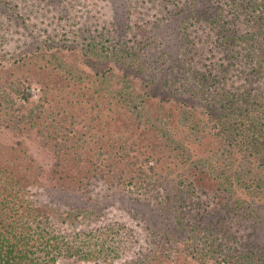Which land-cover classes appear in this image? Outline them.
Instances as JSON below:
<instances>
[{"label":"rangeland","instance_id":"374dc122","mask_svg":"<svg viewBox=\"0 0 264 264\" xmlns=\"http://www.w3.org/2000/svg\"><path fill=\"white\" fill-rule=\"evenodd\" d=\"M215 3L216 0H0V16L13 18L15 22V26L9 24L4 29V35L0 31V115L6 116L3 122L0 121L1 149L11 150L12 146H17V141H22L23 145L17 147L29 149L30 157H34L33 168L38 169L42 165L45 168L42 173L47 174L45 178L37 174L31 177V181L28 176V179L25 176L17 177L24 181L21 187L25 188V199L14 201L18 214L28 207L25 200L32 198L38 207L41 205L40 208H43L40 216L52 208L48 214L50 219L43 218L34 226L37 225V230L45 235L44 238L49 235L46 231H56L53 235H58L61 241L68 229L73 248L81 253L89 249L85 242L87 238L97 244L107 238L112 246V236L117 231L121 239L117 256H112L113 250L110 249L101 254L92 250L93 253L85 258L86 252L81 257L58 259L57 263L219 264L214 255L204 257V252L194 255L193 250L219 242L230 247L240 246L243 242L248 248L259 251L264 248V221L253 229L249 222L241 224L237 215H234L236 204L230 195L249 198L251 202L247 189L235 183L232 192L223 191L229 184L224 175L236 179L234 172L238 165L225 160V155L218 162L215 161L220 154L225 153L227 145L216 138L206 114H196L194 111L198 105L200 110H205L201 109V105L208 108L207 105L212 103L211 93L203 91L207 85V82L203 84V73H206L207 68L213 69L217 62L216 58H212L214 52L211 53L204 45V49L194 47L188 52L187 45L190 43L177 39L181 38L180 34L177 36L179 24L183 34L192 31L183 28L181 22L187 25L197 22L198 27H205L207 37L215 34L219 36L224 28L217 26L214 31H210L212 24L207 19L212 15L203 12L210 5L214 14ZM30 7L33 8L32 20L36 19L35 31L42 33L35 38L27 35L29 31L26 28L27 24L32 26L35 22L32 24L28 19L24 20ZM24 12V16L20 17ZM234 14L229 17L235 18L237 25L244 22L251 25L243 21L246 14L240 12L238 17ZM146 16L151 21L145 24ZM217 21L221 24L224 22ZM232 24L236 25L234 22ZM66 36L71 43L75 38L74 41L85 45L82 53L66 54L64 61H61L71 64L77 77L69 76L64 83L59 80L56 82L57 86L65 87L58 89V99H63V105L73 109V116L59 125L57 121L66 115L61 111L59 113V109H51L44 114V119L39 120L44 126H32L24 122L20 126L25 125L26 128H18L14 123L17 115H21L22 111L28 113L39 103L44 98L39 88L52 80L51 71L57 61L49 53L46 54V45L53 38L60 40ZM191 41L198 44V38ZM89 43L101 49L105 47L110 56L113 53H117V56H92L90 51L85 50ZM233 51L236 49L231 47L226 53ZM21 53H26V57H21ZM122 55L129 57L130 63H125L121 59ZM53 60L56 64L52 63ZM140 63L147 68L143 73L137 70ZM110 65H113L114 73L112 75L109 72L107 75L113 76L115 82L122 77L125 69L130 73L134 70L138 75L133 98L136 107L126 106L127 102L112 97L123 83L115 87V83L105 78V88L102 90L100 80L103 77L101 73L98 77L97 70ZM122 66L124 69H121ZM153 73L155 82L150 78ZM20 81V91H23V86L31 84L37 93L31 98L36 101L27 103L26 110L17 109L21 99L17 93ZM70 83L84 96L72 94L74 89L67 86ZM153 83L156 85L146 92L157 96L156 99L150 98L145 92V87ZM245 85L251 86L249 81ZM252 85H260L264 89L263 80ZM200 86L204 88L199 90ZM218 87L214 84L209 90L216 91ZM9 93L11 98L8 97ZM161 93L173 94L172 100L159 103L160 95H163ZM5 95L9 102L5 101ZM78 99L83 103H78ZM72 100L75 104L68 102ZM79 105H83L84 109ZM7 124L12 125V128H6ZM59 127H63L64 133L72 139L67 144L76 143L71 149L69 147V154L76 155V151H79L80 155L87 158L86 162H96L99 166L98 174L94 176L90 173V181L80 179L84 176L83 172L92 167L81 161L75 164L65 162L57 168V171H62V176L52 174L54 172L50 165L55 162L44 140H51L49 132L55 136ZM52 150L58 149L54 146ZM139 162L144 167L146 164L147 167L156 166L154 170L148 168L151 171V183L143 188L139 187L142 184L137 174ZM249 162L241 161L243 170L252 169V175L257 178L264 176V168H255ZM69 171L78 172L73 174L75 180L66 178L69 177ZM109 171L114 173L107 174ZM119 179L124 182L118 183ZM222 180L226 182L222 183ZM250 193L257 197L258 206H264V193L261 190ZM83 210H87L88 214H80ZM262 213L263 210L259 209V215L264 219ZM77 214L78 225L75 228L73 217L75 219ZM229 215L231 217L228 218ZM256 217L254 215L253 220ZM205 231L207 234L211 232V235H206L207 242L200 240ZM79 232H88L90 237L75 235ZM136 234H139L137 238L142 241L143 247L147 248L143 249L142 254L135 252ZM123 245H130L133 249L129 246L125 249ZM242 247L245 249V245ZM151 257L156 258L155 263L148 260Z\"/></svg>","mask_w":264,"mask_h":264},{"label":"trees","instance_id":"16d2710c","mask_svg":"<svg viewBox=\"0 0 264 264\" xmlns=\"http://www.w3.org/2000/svg\"><path fill=\"white\" fill-rule=\"evenodd\" d=\"M214 8V14L212 13V6L210 5H207L206 10L203 12L205 14L211 13L212 15L207 19V21L212 24L210 31H214L217 26H222V28H224L223 31H220L219 33L220 37L217 36V34L213 37H207V34L204 31L205 27H198L196 24L197 22H192L190 25L181 22L183 28H189L192 29V31H190V33L186 32L183 34L181 31V25L179 24L180 32L178 31L177 36L180 34L181 38H176L179 39L178 41L182 39L190 43V45H187L190 47H187L188 52H190V50H194V47L204 49V45L211 53L212 51L215 53L212 54V58H216L217 62L214 63L213 69L207 68L206 73H203V80L205 82L202 83L205 85L207 82V85L205 88L202 86L199 87V90L204 88L203 91L211 93L210 99L212 103L207 105L209 106L208 108H204V105H201V109L205 110H200V106L198 105L194 111H196V114H199L200 112L206 114L216 138L220 139L227 145L225 153L220 154L215 161L218 162L220 157L225 155V160H228V162L233 165H238L239 170L236 169L234 172V175L236 176V179L234 180L231 179V175L226 176V174L224 175V170H221V176L224 175L226 177L225 179L229 180V184H227L223 191L232 192L235 183L239 186H244L242 188L247 189L246 191L250 194L251 202L248 201L249 198H242L240 196H236L235 194L230 195V197H233L232 201L236 204L234 211L236 213H234V215H237V218L240 219L239 222L241 224L249 222L250 226L255 229V227L259 226V224L264 221V219H262L259 215V209L260 211L263 210L262 214H264V206H258L259 203L257 204V197L254 195L252 196L253 193L250 192H254L258 189L264 193V176L257 178L252 175V169L243 170V163L251 161L255 163L249 162V164H252L255 168H264V89H262L260 85H252L254 82L264 81V0H216ZM28 9L29 12L26 11L27 15L24 17V20L28 19L32 22V24L34 22L35 23L32 26L27 24L26 28L29 31V33L27 32V35H31L35 38L40 36L42 33L35 31L36 19L32 20L33 8L30 7ZM240 12L246 14V19L242 20L250 23V26L246 25L245 22L237 25V20L229 17L233 13H235L234 15L238 17ZM24 14L25 12L20 14V17H23ZM129 16H131V13H129ZM9 18L10 17L5 18L4 16H0V31L2 32V35L5 34L4 29L8 27L9 24L15 26V22L12 21L13 18H10V20ZM147 18L150 17H145V24L146 22L151 21V19ZM217 20H224V22L221 24V22ZM231 21L239 27L233 25ZM137 25L142 28L140 23ZM193 38H198V44H196V41H191ZM74 40L75 38H73L72 44L67 36L61 38L60 40L53 38L51 39L52 42L46 45V54L49 53L50 57H52V59L55 58L57 61V64L55 60L52 62H55L56 64L51 71V74H53L52 80L39 88V90L44 93V98L34 107L31 106L32 109H30L28 113H26V111H24L25 113L22 111L21 115H17V119L14 123L17 124L18 128H26L25 125L23 127L20 126V124L24 122L29 123L32 126H44L43 122L39 120L44 119V114L51 109L54 111L59 109V113L61 111L63 115H66L57 121L59 125L63 124L66 118L73 116L71 115L73 109L71 107L64 106L63 99H58L60 90L65 87H61L62 85L57 86L56 82L59 80L61 83H64L66 79L68 80L69 76H72L73 78V76H76L77 74L71 64L61 62L64 61L63 57L67 56L66 54H77V52L82 53L84 43ZM143 42L146 43V40H143ZM231 47L235 48L236 51L226 53ZM102 49L104 51L99 53ZM102 49L93 43H89L85 50L90 51L92 56L98 55L101 58L104 56V58H114L115 55L117 56V53H113V55L110 56L109 53L105 51V47H102ZM223 49H226L227 51ZM20 55L21 57H26V53H21ZM240 55L243 57L240 58ZM234 58L237 60L234 61ZM121 59H124L125 63H130L129 57L127 56L122 55ZM208 67L210 68V66ZM121 69H124V67L122 66ZM131 69L135 68L131 67ZM146 69L145 65L140 63L137 70H139V73H143ZM97 72V75L101 73V76L103 77V80H100L102 90L105 88L103 84L105 78L107 81L111 80L113 84L115 83V87L116 84L120 86V84L123 83L124 85L122 87H117L116 93L112 95V97H118V100L127 102L125 105L131 106V108L137 106V103H133L134 91L136 90L135 85L138 81V75L134 70L130 73L125 69L122 77L116 82L113 76H110V74L107 75L109 72L113 75V65L101 67L97 70ZM51 74L49 73V75ZM99 76L100 75H98V77ZM196 77L198 76L196 75ZM150 78H152L155 82L156 79L154 73L152 75L150 74ZM240 79H243L242 82ZM246 81L250 82V87L245 85ZM154 84L155 83L146 86L145 92L150 90L151 86ZM214 84L219 85V87L216 88V91L214 90L211 92L209 87ZM21 86L22 83L20 81L17 93L20 94L21 99L20 107L17 109L21 108L22 110H26L28 109L27 103H34L36 101H32L31 98H33L37 93L31 84L23 86V91H20L19 89ZM67 86L69 89H74L72 94L77 93V95L84 96V93L79 89L72 87L71 83ZM77 90L79 91L77 92ZM146 93L149 94V92ZM161 94L163 95H160L159 103H167L173 98V94ZM8 95V97H12L10 93ZM99 96L103 97L101 94H99ZM149 96L152 99L158 98L152 94H149ZM4 98L6 102H9L6 95ZM68 102L75 104L73 100ZM78 103H83V101L78 99ZM79 106L84 109L83 105ZM2 116H4V118ZM5 119V115H0V121ZM55 120L56 119H54V121ZM6 126V128H12V125L10 124H7ZM57 129L59 132H57L55 136H52L49 132L51 140H49L48 137L46 138L48 140H44L45 147L48 148L55 162L50 165L51 171L54 172L52 174H60L62 176V171H57V168L61 165L63 166L65 162L69 163L70 161V163L75 164L78 163V161H81L84 164H91L92 167L87 169L85 171L86 173L83 172L84 176L80 177V179L82 181L83 179L90 181V173L94 176L98 174L97 170L99 166L96 162H86L85 160L87 158L80 155L79 151H76V155L69 154L68 151L75 146L76 143H72L70 145L67 144L71 143L72 139H70L68 134L64 133L65 131L63 127H59ZM21 145H23V142L17 141V146ZM17 146H12L11 150L8 148L2 150L0 145V150L3 151V153L0 154V264H60V262L57 263L58 259H63L65 257H81V255L86 252L83 257L85 258L88 254H92L93 251L101 254L102 252H106V249L113 250V252H111L112 256H117V247H120L119 243L121 242V239L118 238L117 231H115L116 234L112 236V246L107 238H103L100 244H97L96 242L88 240L87 235L90 237V233H76L75 235L79 237L87 238L85 242L89 246V249L81 253V251L73 248V241L69 240L70 237L68 236V229H66L67 234L65 233L62 235L61 241L58 235H53L56 231H53L54 233H52V230L50 233L46 231L49 234L46 239L44 238L45 235L37 230V225L34 226L36 222H41L43 218L47 219L52 208H46L47 210L45 213L40 216L39 214L43 208H40L41 205L38 207L32 198L25 200L28 207L24 209L23 213L18 214L17 206L14 201L25 199V188L21 187V182L23 184L24 181L17 179V177L20 178V176H25L26 178V176H28L31 181V177L36 176L37 174L41 175L43 178H45L47 174L42 173L45 170L42 165H39L38 169L33 168L34 157H30L29 149L26 150L23 147L18 148ZM54 146L58 149L57 151L52 150V147ZM10 151L13 152L10 153ZM241 161H243L242 164ZM15 164H17V166H15ZM143 165L144 164L139 162V171L137 172L142 179V184L139 185V187L142 188L145 187L144 185L151 183L150 179L152 176H149L151 172L149 169L154 170L156 168L154 165H150L149 167H147V164L145 167ZM112 172L113 171H109L107 174L111 175ZM74 173L78 174L76 171H69V177H65L70 181H73L76 179V177L73 176ZM226 180H222V183H225ZM123 182L124 181L122 179L118 180V183ZM248 182H251V184ZM7 184L11 185L7 186ZM224 197L229 198L228 195H224ZM236 209L239 211L237 212ZM80 214L86 215L88 214V211H80ZM254 215L257 216L255 220H253ZM77 217H79L78 214L75 216V219L73 217V220H75V228H77L78 225ZM229 217H231V215H229L228 218ZM49 219L50 218L48 217V220ZM126 228L129 229L128 227ZM114 230L115 228L111 231ZM138 235L136 234L135 246L137 247V250H135V252L142 254L143 249L146 250L147 248L145 249L143 247L142 241L138 239L139 237L137 238ZM206 235H211V232H208L207 234L205 231L200 240L207 242L208 240ZM134 236L135 235L133 234V238ZM243 245H245V249H243ZM128 246L130 249H133L130 245ZM128 246L123 245L125 249ZM204 246L206 248L193 250L194 255L199 254L200 252H204V257L214 255L217 259V263L219 264H264V248H262L261 251L254 250L251 247L248 248L243 242L242 245L239 246L237 244L234 247H230L228 245L225 246L222 242L213 243L211 246H206L205 244ZM133 254L135 253L133 252ZM106 255L107 254L104 256ZM146 255H148V253ZM155 259V257H151L148 260L151 262L154 261L155 263Z\"/></svg>","mask_w":264,"mask_h":264}]
</instances>
